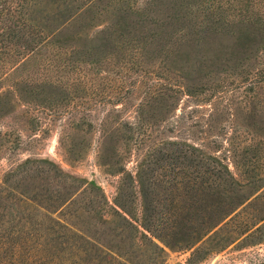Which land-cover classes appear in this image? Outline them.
<instances>
[{
	"label": "rangeland",
	"instance_id": "rangeland-1",
	"mask_svg": "<svg viewBox=\"0 0 264 264\" xmlns=\"http://www.w3.org/2000/svg\"><path fill=\"white\" fill-rule=\"evenodd\" d=\"M56 1L39 0L40 12L33 16L37 27L49 23ZM147 1L153 0L138 4ZM257 1L195 0L192 12L184 8L188 18L174 22L178 33L168 40L167 50L145 46L152 37L140 31L134 41L121 42L98 57L87 51L88 39L115 19L113 9L99 11L91 25L73 33L69 46L42 48L19 70L13 68V58L0 63V93L11 101L9 108L0 110V183L4 185L24 161L54 163L77 180L73 191L81 187L75 195L78 202L54 216L110 248L117 257L109 258L112 264H119L120 255L131 264H264V230H259L264 226V50L246 51L241 59L227 61L228 46L235 41L232 33L214 35L199 28L205 19L212 22L216 17L235 25L259 12ZM260 6L263 9L264 3ZM163 11L154 13L155 21L173 22V11ZM184 24L188 27L182 32ZM171 26L153 28L156 38ZM193 26L201 42L184 41L191 38ZM27 31L30 37L36 35L33 28ZM189 44L199 57L220 55L218 65L197 71L191 67L194 61H173L177 46ZM42 82L46 91L38 95L25 90ZM50 83L66 96L46 100ZM180 85H190L192 93H184ZM172 100L171 110L149 124L143 137L136 136L138 128L126 125L151 116L150 104L157 107ZM166 140L195 146V156L149 164V154ZM175 150L170 148L171 153ZM207 160L227 171L209 175L203 166ZM120 166L124 172L116 171ZM65 175L30 176L27 182L30 188L38 184L33 192L41 185L55 191ZM217 183L223 188L205 189ZM146 194L155 209L150 232L141 227ZM118 200L131 215L117 206ZM4 211L1 206L0 213ZM130 221L141 232L133 230ZM4 242L11 247L9 240Z\"/></svg>",
	"mask_w": 264,
	"mask_h": 264
},
{
	"label": "trees",
	"instance_id": "trees-1",
	"mask_svg": "<svg viewBox=\"0 0 264 264\" xmlns=\"http://www.w3.org/2000/svg\"><path fill=\"white\" fill-rule=\"evenodd\" d=\"M194 2L195 0H153L147 1L145 5L140 7L138 4L139 0H81L78 3H74L73 0H57L55 2L57 3L55 6L56 10L52 15L50 14L49 23L37 27L33 16L40 12L39 0H23L22 3L17 2V0L14 2L0 0V63H8L13 58V68L18 69L20 65L24 66L26 64V58L30 54H37L42 48H50L51 45L65 48L69 46L68 41L72 38L73 33L78 32V30L83 29L85 26L91 25L95 14L99 11L104 12L110 9L114 10L115 19L105 29H101L99 34L88 39L89 41L86 46L90 48H87V51L99 57L101 53L107 52V49L119 47L121 42L134 41L131 38L136 33L142 31L145 38L152 37L151 41L147 42L145 46L152 45L151 50L161 52L167 50L169 47L168 40L178 33L176 27L173 26L175 25L174 22L188 18L184 8H188V11L192 12L193 9H191L190 4ZM263 3L264 0H258L255 5V7H258L260 15H257V12L255 14L252 13L246 19L234 22L235 25L227 23L224 18L220 20L219 17H216L212 22H206L205 19L203 21L205 25L202 23L199 28L214 35H224V33L228 35L231 32L235 41L231 46H228L232 48L231 50L229 49L231 56L227 61L241 59V54L243 55L246 51L253 53L256 50L257 52L261 49L264 50V8L261 9L260 6ZM161 10H164L163 12L166 13L173 11L174 21L169 20L167 23L165 21H155L154 13H158ZM223 21L228 26L223 28L221 25V23H224ZM153 24L154 26H152ZM168 25H172L171 30L169 32L165 31L164 35H158L156 38L158 33H154L153 28H162ZM186 27H188L187 24H184L180 28V31L184 32ZM28 28H33L36 31V35L30 37V31H27ZM53 28L54 30H52ZM231 28L234 29V33L231 31ZM197 31L198 28L193 26V29L188 33L191 35V38H186L184 41L187 42L201 38V42L200 31ZM213 44L214 42L209 43V45ZM180 45L177 46V49H179L176 51L177 53H175L173 61L189 63L194 61V64L191 66L195 68L193 70L205 71L206 67L213 69L221 59V56L216 55V53L205 58L197 56L198 53L194 55V51L196 50L194 44H189L184 48L180 47ZM73 46H75L74 49L77 52H80L78 43ZM167 54L171 56V51H168ZM208 60L211 61V64L206 63ZM1 67L3 66H0V69ZM45 85L46 82L35 83L29 87L27 86L26 88L28 89L25 90H30L35 92V95H38L46 91ZM47 87L49 96L46 97V100H50L52 97L63 99L67 94L65 90L61 91L55 83H50ZM176 87L177 85H175ZM190 87V85H182L181 90L184 93L191 94ZM37 88L39 89L36 90ZM171 93L174 97V92ZM6 96V93H0V110L9 108L8 106L11 104V101ZM109 102L111 100H108ZM172 106L173 100L165 104H161L160 102L157 107L154 104H150L151 116L147 118L141 117L136 124L128 122L126 125L130 129L138 128L139 133L136 136L143 137L146 134L147 126L156 123L163 117L162 113L170 111ZM131 136L133 138L134 134ZM137 140L136 138L135 141ZM166 141H163L162 145L154 148V153L149 154V164L166 158H174L173 161L179 162L184 157L186 158L187 154L192 156L197 151V148L193 145L180 144L171 140ZM171 147L177 150L171 153ZM203 159L201 157V161L204 162ZM213 163L207 160L203 165L206 170L204 171L209 175L220 173L222 176L227 171L226 166L215 165ZM34 166H36L35 169H33ZM32 171H35V173L33 174ZM116 171L124 172L125 168H121L120 166ZM197 173L198 171L192 170V174L197 175ZM44 174L48 176L55 175L56 177L65 175L54 163L48 160H27L18 169L8 174L4 185L0 183V207L3 206L5 209V213H0V264H112L109 258L117 259V257L112 254L110 248L88 237L87 234L79 232L63 221V219L54 216L56 212H61L71 203L78 202L75 195H77L81 187L73 191V187L77 186L75 182L77 180H72L70 176L65 175L64 180H62V183L55 191L41 185L39 190L33 192L38 187V184H34L33 188H30L29 182H27L28 178L30 176L32 178L39 176L46 179V175L43 176ZM193 178L192 188L194 187L195 177ZM203 178L204 181L208 179ZM217 179L222 178L218 177ZM89 186L93 190L97 187L93 184H89ZM219 188H223L220 183L207 184L205 186L207 190ZM4 190L7 192L5 195L2 194ZM7 199L10 201L9 204L4 202ZM144 199L143 224L141 227L143 230L150 232L153 231L155 223L154 202L150 200L148 194L144 196ZM91 204H93V201ZM117 206L131 215V211L126 208L124 202L118 200ZM214 210L220 211L217 208ZM221 213H227V211L221 210ZM44 218L47 219L42 221ZM262 220H264V216L260 218V221ZM46 221L50 223L45 225ZM129 225L132 226L133 230L141 232L131 221ZM259 230H264V226L261 225ZM4 240H9L11 247L7 246ZM120 256L122 258L118 260L119 264H131L130 261H126L129 260L126 256Z\"/></svg>",
	"mask_w": 264,
	"mask_h": 264
}]
</instances>
